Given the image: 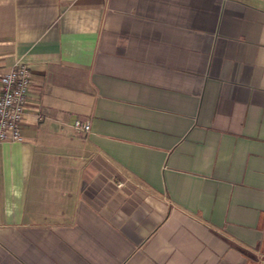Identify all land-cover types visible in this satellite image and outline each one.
I'll list each match as a JSON object with an SVG mask.
<instances>
[{
  "label": "crops",
  "instance_id": "obj_1",
  "mask_svg": "<svg viewBox=\"0 0 264 264\" xmlns=\"http://www.w3.org/2000/svg\"><path fill=\"white\" fill-rule=\"evenodd\" d=\"M18 62L0 264H264V0H0Z\"/></svg>",
  "mask_w": 264,
  "mask_h": 264
},
{
  "label": "built area",
  "instance_id": "obj_2",
  "mask_svg": "<svg viewBox=\"0 0 264 264\" xmlns=\"http://www.w3.org/2000/svg\"><path fill=\"white\" fill-rule=\"evenodd\" d=\"M31 85L28 65L16 63L0 78V144L24 141L22 127ZM76 134L84 136L91 132V124L78 119L73 125Z\"/></svg>",
  "mask_w": 264,
  "mask_h": 264
}]
</instances>
